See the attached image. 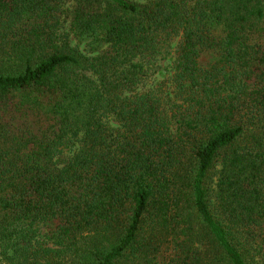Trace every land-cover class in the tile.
I'll list each match as a JSON object with an SVG mask.
<instances>
[{
	"label": "trees",
	"instance_id": "trees-1",
	"mask_svg": "<svg viewBox=\"0 0 264 264\" xmlns=\"http://www.w3.org/2000/svg\"><path fill=\"white\" fill-rule=\"evenodd\" d=\"M0 264H264V0H0Z\"/></svg>",
	"mask_w": 264,
	"mask_h": 264
},
{
	"label": "rangeland",
	"instance_id": "rangeland-1",
	"mask_svg": "<svg viewBox=\"0 0 264 264\" xmlns=\"http://www.w3.org/2000/svg\"><path fill=\"white\" fill-rule=\"evenodd\" d=\"M73 44H75L73 42ZM172 62H173V59L172 58H169V59H166L165 61H163L161 63V69L159 71V74L157 75V80L158 81H166L170 84V79L172 77Z\"/></svg>",
	"mask_w": 264,
	"mask_h": 264
}]
</instances>
